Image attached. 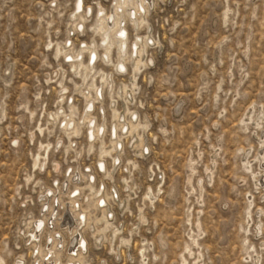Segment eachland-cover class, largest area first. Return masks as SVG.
Segmentation results:
<instances>
[{
  "label": "rangeland",
  "instance_id": "1",
  "mask_svg": "<svg viewBox=\"0 0 264 264\" xmlns=\"http://www.w3.org/2000/svg\"><path fill=\"white\" fill-rule=\"evenodd\" d=\"M84 1L94 14L84 31H74L75 0H0V264H45L50 236L62 240L60 264H264V0H149L139 26L124 10L129 47L138 36L145 47L142 70L129 50L126 70L118 75L100 60L85 82L67 64L64 44L70 39L75 51L102 45L92 28L97 3L110 13L114 0ZM107 75L113 91L96 105L98 121L103 106L110 126L115 99L122 124L141 123L134 138L119 131L115 169V152L104 156L110 176L96 172L100 144L89 152L82 134L74 148L80 155L67 152L70 140L48 117L61 107L69 112L67 97L81 114L83 94L95 96L87 85L101 86ZM86 168L97 176L96 189L103 184L116 199L108 220L87 206L81 256L71 253L72 229L61 218L49 223L53 200L45 197L53 189L69 202L68 193L87 182L67 188L66 174ZM91 194L83 190L80 209ZM38 220L48 226L41 241L29 235Z\"/></svg>",
  "mask_w": 264,
  "mask_h": 264
},
{
  "label": "bare ground",
  "instance_id": "2",
  "mask_svg": "<svg viewBox=\"0 0 264 264\" xmlns=\"http://www.w3.org/2000/svg\"><path fill=\"white\" fill-rule=\"evenodd\" d=\"M97 4H98V9L96 11V19H95V23L92 28L94 32L100 36L102 45H97L95 42H92L89 44L84 43V46H82L79 50L75 51L72 49V45L70 47L68 46V41H70V39H68L66 43L64 44V48H63L64 58L67 64H69V66L72 68V71L76 75L82 77L83 81L85 82L86 79L89 77V75L98 74L96 67L100 60H103L108 66H113L117 72H119V69L122 71L126 70V63H125L126 60L124 59V55L129 53V50H130V56L128 57V59L134 63L135 71L140 72L144 66L142 56L144 54L145 47L143 45L142 38H140L139 36L137 37L136 41L131 45V48L129 47L128 31L126 27L123 25V23L126 22V20L121 14L124 12V10H127L128 20L130 22H133L136 26L142 25L146 23L147 9L149 6H151L152 3L149 0H114L110 13H107L106 9L100 3H97ZM93 14H94V8L92 6L87 7L85 5L84 0H75L74 10L70 17L71 18L70 22L72 23L74 27V31H78V30L84 31L86 23L93 16ZM133 47H135V49ZM114 50H116L117 52L116 61H114L112 58V52ZM86 53H87V59L85 60ZM134 53H136L135 60L133 59ZM119 55L121 57L120 60H119ZM109 77L110 76L107 75V80H104V78L102 79L101 86L97 85L95 81L92 84L87 85L86 87L87 89L89 90L94 89L96 93V97L94 98L92 96L86 95V93L83 94L85 98V106L81 114H79V111L76 108V106L73 105V101L69 102L70 98L64 97V95H66L68 92V88L63 85V82H61L60 87L62 88V93H63L62 94L63 98L61 101L63 102L65 98L67 99V105H68L69 112L65 108L61 107L56 114L51 113L50 115H48V117L50 118L49 122L52 123L53 128L56 129L57 122H58L60 129H62L63 133L68 139H71L73 136L79 137L85 133L86 138L89 142V152L94 150L96 141L98 142V144H100L101 154H100V159L97 162V172L102 173L103 175H109V173L111 174V171H109L107 168V164L104 159V156L105 155L112 156V152H117V153L119 152V145L122 143L121 141L122 135L119 134V131H123L125 128H127L128 129L127 134L134 138V134L138 132L139 127L141 126V123H134L132 119H130L126 124L121 123L122 117L119 115V110L116 108L115 99H112V103H111V109L113 112V120L111 122L109 129H108V125L106 124L105 110L103 106L100 107V110L102 109L104 112V116L102 117L103 122L98 123V117L95 114V108H96L97 102L100 101V98H103V89L106 86L110 92L113 91V82L112 80L109 79ZM76 87L78 89L81 88L80 86H76ZM145 127H148V126L146 125ZM84 129H85V132H83ZM105 131L109 132V144L111 145L110 146L111 148H107V143L104 139ZM142 139L143 138H140V142L138 143L137 148H139L141 151V154L144 155L146 147H145L144 140ZM14 143L15 145L18 144L17 141ZM62 144H63V140H58L56 145L55 146L53 145V151L61 148ZM65 149L67 152H69V150H74L76 152V149H73L72 141H70L69 146H67ZM77 155H79V153H77ZM39 156H40V153H39ZM112 159H114L113 168L115 169L117 164H119L120 162L119 154L117 156H112ZM42 165L44 166V164ZM74 180H77L78 182H82L83 180H85L87 182V185L85 187H80L78 185L75 186V188L71 192L68 193L69 202L65 204L62 202L64 204L63 205L61 203L60 195H63V194L65 195V193L64 192L60 193L59 191H56L55 193L53 189L52 191H50V194L45 197V199L46 201H48L49 199L53 200V204H52L53 207H52V212L50 215L49 223L52 225L54 224V221H58L61 218L60 219L61 222H63L65 226H68V228L70 227L72 229L71 232H73V235H75L72 241V248L70 247L71 253L83 252L84 254V251L88 250L87 249L88 244H87V241L84 239V236H82L83 234L81 235V233L79 232L80 231L79 229L87 225V223L89 222L88 215H89L90 209L87 208V206L90 208H94V209L96 208L99 211L100 209H102L103 213L106 215L105 220L106 219L108 220V218L111 219L114 217V215L111 214V211L109 209V200L111 197L116 199V193L115 192L107 193L105 185L103 184H100L99 187L96 189L97 178L94 175L91 168H88V170L84 171L83 173H80L79 171L77 172L73 171L72 173H69L65 181V186L68 188L69 182H74ZM86 188L89 189L90 192H92V194L86 195V198H85L86 207L83 209H80V197L82 196L83 190ZM48 204H45V206L49 207L50 209L51 205L49 206ZM61 206L62 208H64V213L62 214V216L60 214ZM90 224L95 225L94 222L89 223V225ZM45 225L47 226V224H45L44 221L38 220L33 229V232L31 231L32 234H29L31 235V239L38 240V238H40L41 236V232H43V228L45 229ZM62 227L63 226H61V228ZM85 228L87 227L85 226ZM81 230H83V228ZM48 231L46 232L51 233ZM98 232L99 230L96 231L95 233H98ZM59 238L60 237L55 238L53 236H50V242L52 244L49 245L48 250L50 251L49 254L52 256V258H50L49 261L46 260L47 262L45 264H60L59 263L60 260L57 254H59V249L61 250V248L63 247V243L61 242L62 241L61 239H60L61 241L59 240ZM39 241H41V238L39 239ZM35 242L36 241H34L33 243ZM41 247H44V246H41ZM54 255H56L55 258L53 257ZM74 258H75V255H74ZM76 259L75 261L70 259L71 261L68 263L69 264H79L77 263Z\"/></svg>",
  "mask_w": 264,
  "mask_h": 264
},
{
  "label": "built area",
  "instance_id": "3",
  "mask_svg": "<svg viewBox=\"0 0 264 264\" xmlns=\"http://www.w3.org/2000/svg\"><path fill=\"white\" fill-rule=\"evenodd\" d=\"M116 73L119 75V72H117L116 71ZM109 76H112V75H109ZM105 91H107L108 93H109V89L106 87V90H105V88L103 89V98H105ZM87 95H89V93L87 94ZM92 97H96V93H95V96H92ZM103 98H100V101H98L97 102V104L98 103H100L101 101H103ZM69 102H70V100H69ZM116 101H115V105H116ZM96 104V105H97ZM100 110V109H99ZM95 114H96V108H95ZM100 117H101V119H102V117L104 116V112L103 113H101L100 112V115H99ZM98 117V116H97ZM105 117H106V115H105ZM102 122H103V119H102ZM98 123H100L99 121H98ZM58 125V124H57ZM111 125V124H110ZM109 127L110 126H108V129H109ZM52 128H53V126H52ZM57 128V127H56ZM58 129H60V127H59V125H58ZM84 132V131H83ZM85 134V133H84ZM105 135H104V139L105 138H109V132L108 131H105V133H104ZM85 137H86V134H85ZM78 137H72L71 139H69L70 141H72L73 142V149L76 147V141H75V139H77ZM86 140H87V138H86ZM87 142H88V140H87ZM96 144H98V142L96 141L95 142ZM88 144H89V142H88ZM95 144V145H96ZM75 145V146H74ZM60 149V148H59ZM59 149H57V150H54L55 152L56 151H58ZM76 152H77V150H76ZM77 153H79V155H80V152H77ZM77 153H76V155H77ZM115 154H116V156L119 154V152L117 153V152H115ZM106 161V160H105ZM106 164H107V162H106ZM119 165V164H118ZM107 168H108V165H107ZM92 169V168H91ZM88 169L86 168V171H87ZM109 170V169H108ZM93 171V170H92ZM73 172V170L72 171H70L69 173H72ZM96 172H97V165H96ZM69 173L68 174H66L67 176L69 175ZM93 173H94V171H93ZM98 173V172H97ZM98 174H102V173H98ZM94 175L96 176V174L94 173ZM103 175V174H102ZM96 178H97V176H96ZM74 182H77V183H79L77 180H74Z\"/></svg>",
  "mask_w": 264,
  "mask_h": 264
}]
</instances>
